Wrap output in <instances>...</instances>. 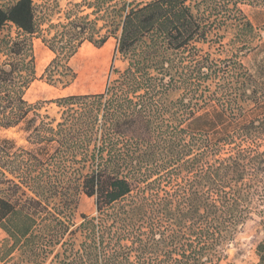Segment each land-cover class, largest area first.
I'll return each instance as SVG.
<instances>
[{"label":"trees","instance_id":"1","mask_svg":"<svg viewBox=\"0 0 264 264\" xmlns=\"http://www.w3.org/2000/svg\"><path fill=\"white\" fill-rule=\"evenodd\" d=\"M60 1L0 0V130L25 141L0 139V264H218L251 215L264 235V61L241 60L259 36L240 9L264 0ZM111 37L126 66L102 92L55 118L25 100L34 40L51 83Z\"/></svg>","mask_w":264,"mask_h":264},{"label":"rangeland","instance_id":"2","mask_svg":"<svg viewBox=\"0 0 264 264\" xmlns=\"http://www.w3.org/2000/svg\"><path fill=\"white\" fill-rule=\"evenodd\" d=\"M69 1L71 0L60 1V9L62 11L65 8V4ZM240 9L252 21L255 32L259 36L255 42V50L243 56L241 60L246 67L256 71L258 66L263 67L260 62L264 61V10L259 13L258 8H252L248 5H242ZM60 16V14L54 15L53 22H56ZM3 34L14 36V29L6 28ZM115 47L116 41L113 37L101 47H95L88 42H84L67 64L68 75L62 79V82L50 83L42 75L44 69L53 59V54L40 40H34L33 56L36 70L34 80L25 92V100L29 104L40 103L41 113H46L50 117L55 118L57 117L58 108L54 102L57 99L71 95L102 92L108 80L116 78L114 72L116 70L121 71L126 66L119 56L115 57ZM203 49L206 50L207 47L204 46ZM258 78L264 80V77L258 76ZM3 138L13 140L16 147L25 145L24 134L17 132L16 129L0 130V139ZM82 214L87 216L95 215L93 199L87 198L83 194L79 196L74 212V222L76 224L81 221L80 216ZM4 238L5 235L0 230V241ZM263 238L260 220L258 216L253 214L238 228L233 241L224 247V257L218 264H257L258 258L255 254V249Z\"/></svg>","mask_w":264,"mask_h":264},{"label":"bare ground","instance_id":"3","mask_svg":"<svg viewBox=\"0 0 264 264\" xmlns=\"http://www.w3.org/2000/svg\"><path fill=\"white\" fill-rule=\"evenodd\" d=\"M36 48H37V47H36ZM34 52H35V51H34ZM40 54H41V52H40ZM39 56H40V55H39ZM39 56H38V57H39ZM38 59H39V58H38ZM40 60H41V59H40ZM38 61H39V60H38ZM40 62H41V61H40ZM35 63H36V61H35ZM42 63H43V62H42ZM38 64H39V63H38ZM44 64H45V63H44ZM41 67H42V66H41ZM41 67H40V68H41ZM35 70H36V69H35Z\"/></svg>","mask_w":264,"mask_h":264}]
</instances>
